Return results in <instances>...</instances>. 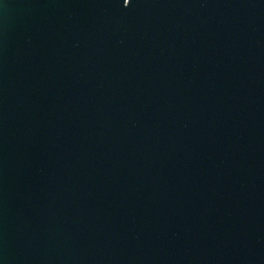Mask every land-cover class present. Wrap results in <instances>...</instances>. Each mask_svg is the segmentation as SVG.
Wrapping results in <instances>:
<instances>
[{"label":"water","instance_id":"obj_1","mask_svg":"<svg viewBox=\"0 0 264 264\" xmlns=\"http://www.w3.org/2000/svg\"><path fill=\"white\" fill-rule=\"evenodd\" d=\"M0 264H264V0H0Z\"/></svg>","mask_w":264,"mask_h":264}]
</instances>
